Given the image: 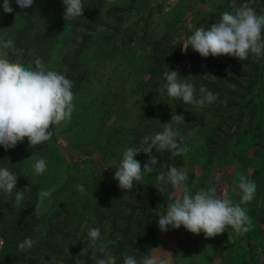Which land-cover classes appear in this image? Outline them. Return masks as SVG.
<instances>
[{
    "label": "rangeland",
    "instance_id": "obj_1",
    "mask_svg": "<svg viewBox=\"0 0 264 264\" xmlns=\"http://www.w3.org/2000/svg\"><path fill=\"white\" fill-rule=\"evenodd\" d=\"M102 1L106 9L119 8L125 11L115 13L114 17H104L102 24L94 31L76 29L73 32L74 25H68L63 30L59 44L51 52V58L55 59L65 53L67 46H70L69 50L77 49L76 60L90 72L80 93H74L75 111L71 121L54 128L52 138L34 149L29 147L25 138L15 149L3 151L0 156V167H8L17 176V169L26 173L25 179L18 176L16 189L10 196L0 192V224L7 219L4 214L7 200L15 198V191H22L27 186L30 191L25 195L38 194L40 190L55 187L52 197L45 202L47 211L28 218L39 237L49 233L53 225L55 231L59 229L62 232L66 224L57 221L66 216H72V222L69 223L75 229L77 217H82L81 214L88 218L91 216L93 206L87 208V202H96L99 207L107 208L109 196L118 194L113 168L119 163L123 151L130 146L131 131L137 126L142 109L153 107L154 95L156 100L167 95L161 88L165 82L164 76L156 79L159 84L154 86L155 80L147 74L151 62V44L163 38L157 44L158 49L178 45L183 50L186 34L193 30L195 21L213 11H229L226 8L233 2ZM238 1L241 0H236V3ZM260 1L257 0V3ZM2 4L3 0L0 2V39L8 40L19 27L21 14L27 9H20L15 0H11L14 12L5 14ZM129 37L133 40L130 41ZM57 63L59 61H55V65ZM165 64L172 70L175 63ZM248 99H252L255 106L245 110L238 139H230L224 150L211 155L206 146L208 143L204 140L207 131H200L204 126L202 124L185 140L184 145L189 151L182 155V160L183 168L192 177L188 180L192 193L201 188L215 189L217 194L227 193L239 202V196L231 191L234 181L241 174L254 181L257 185L254 199L242 205L251 217L252 229L247 233L235 234L229 228L211 239H205L203 233L193 235L183 227L161 232L158 227L161 211L158 205L166 208L167 203L157 204L153 212V248H161V253L164 250L173 254L172 264H264V77L260 90ZM15 156L21 165L15 162ZM39 158L47 161V171L35 176L32 165ZM77 185H83L85 191H77ZM175 195L173 189L170 196ZM76 200L78 202L74 203ZM28 201L30 205L20 202V216H25V212L36 213L33 206L38 200ZM56 212L58 217L55 220L51 216ZM81 221L79 231L89 224V219ZM69 241L66 239L61 242L67 245ZM21 253L16 250L18 256H23ZM7 261L11 262L10 259ZM0 264H3L2 259Z\"/></svg>",
    "mask_w": 264,
    "mask_h": 264
},
{
    "label": "clouds",
    "instance_id": "obj_2",
    "mask_svg": "<svg viewBox=\"0 0 264 264\" xmlns=\"http://www.w3.org/2000/svg\"><path fill=\"white\" fill-rule=\"evenodd\" d=\"M15 3L20 9H29L33 7L34 0H15ZM61 3L65 22L84 17L82 0H61ZM2 8L5 14L14 12L11 0H3ZM230 8L233 10L223 12L210 27L196 28L188 35L182 44L183 51L186 52L190 47L203 58L228 56L239 61L247 60L250 56L255 59L264 58V13L257 14L247 0L239 5L233 0ZM19 54L11 39H0V148L5 152L15 149L25 138L32 149L49 141L53 129L70 122L75 111L73 81L61 72L48 69L42 58L29 61L32 66L10 58ZM166 68L165 82L161 88L169 98L180 99L197 111L217 101L218 94L203 85L197 94L194 84L189 82L192 77L181 78L178 71L170 70L167 65ZM157 121L161 131L144 136L138 145L129 146L123 151L119 163L113 168V179L118 182V187L125 192L131 191L135 182L141 181L145 174H154L160 185L156 189L161 194L164 195L168 186L175 190L174 197H167L170 202L166 208L158 205L161 210L158 215L161 232L183 227L193 235L203 233L205 239L217 237L229 228L235 234L249 232L253 226L252 220L242 205L254 199L257 189L255 182L245 175L238 176L231 191L239 196V202L227 193L217 194L215 189L201 188L192 193L188 187L187 169L175 164H158L157 158L152 155L155 150L157 153L169 152L171 157H179L189 151L184 145L185 136L181 132V128L186 126L185 118L175 112L171 113L170 121L163 124ZM192 132L193 129L189 130V134ZM141 153L148 157L143 167L135 159ZM32 167L34 175L40 176L47 171V161L39 158ZM18 178L8 167H0V192L10 196L16 189ZM28 191L29 186L22 191H15V201L22 202ZM54 191L55 187L39 191L35 205L37 214L47 211L45 202ZM77 191L83 193L84 186L77 185ZM87 237L88 248L92 249L93 256L100 254L95 264H117L116 256L101 242L99 228H90ZM36 243L32 237H26L17 247L23 252L31 250ZM160 249L151 248L139 258L125 251L122 253V264H172L173 254L164 250L161 253ZM86 251L82 249L74 264H84L80 257Z\"/></svg>",
    "mask_w": 264,
    "mask_h": 264
},
{
    "label": "trees",
    "instance_id": "obj_3",
    "mask_svg": "<svg viewBox=\"0 0 264 264\" xmlns=\"http://www.w3.org/2000/svg\"><path fill=\"white\" fill-rule=\"evenodd\" d=\"M82 2L85 8L84 17L65 22L62 18L61 0H34L33 7L21 14L23 16L18 21L19 27L11 36L15 48L20 53L19 56H10L11 59H19L26 66H32L29 65V61L37 57L42 58L48 69L61 72L73 81L74 93H80L90 72L84 64L76 60L78 51L77 49L69 50L70 46H67L65 53H61L59 58H51V52L59 44L63 30L68 25H74L73 32L76 29L94 31L102 24L104 17H114L115 13L121 14L125 11L119 8L106 9L102 0H82ZM243 2L245 0L238 1L237 5ZM249 4L255 8L257 14L264 13V0L260 3L254 0ZM226 9L233 10L230 7ZM221 14L213 11L201 16L195 21L193 30L186 34V37L196 28L210 27L212 23L219 20ZM129 40L132 41L133 38L129 37ZM162 41L163 38L151 44V62L147 74L153 81L155 80L154 86L159 84L157 80L162 78L167 71L165 62L174 61L172 70L178 71L181 78L192 77L189 78V82L194 84L197 94L200 86L203 85L214 94H218V99L214 104L197 111L191 105L184 104L180 99H172L166 95L163 99L156 100L154 95L153 107H144L137 126L132 128L129 145L136 146L144 136L161 131L157 120L161 124L168 122L171 113L176 112L185 118L186 126L181 128L185 140L191 135L189 130H194L203 124L200 131H207L204 140L208 143L206 146L209 153L213 155L217 151L224 150L230 139L239 138V129L245 118V110L249 106H255V102L252 99L247 100V97L260 90L264 77V58L255 59L250 56L244 61L228 56L203 58L190 47L186 52L181 50L178 45H168L167 48L160 50L157 48V44ZM68 60H73V62H68ZM55 61H59V63L55 65ZM3 151V148H0V156ZM152 155L157 158L158 164H175L177 167H184L182 156L171 157L169 152L157 153L155 150ZM14 158L15 162L21 165L17 156ZM135 159L140 161L143 166L148 157L141 153ZM16 173L25 179L26 173H22L21 169H17ZM188 177V180H191L192 177ZM159 187L154 174H145L141 181L135 182L131 191L125 192L118 187V194L114 193L109 196L110 201L107 208L99 207L96 202H91V204L87 202V208L89 205L93 206L90 210L91 216L88 218L81 214L82 217H77L75 229H72L71 223H69L72 222V216H66L61 221H57L66 224V228H63L62 232L59 229L55 231L53 225L49 229L50 232L41 237L34 232L33 224H30L28 219L29 217L30 219L34 218L37 213L25 212L27 218L24 214L20 216V203H17L15 198L8 199L4 212L7 219L0 224V240L3 241L0 248V259L3 264L5 262H9L8 264L11 262L13 264H74L75 258L85 248L86 254L80 259L84 261V264H95V260L100 257V254L97 253L96 256H93L92 249L88 248L87 237L88 230L93 227L100 229L101 242L116 256L117 264H122V253L125 251L139 258L153 248V212L155 207L157 204L168 203L167 197L173 191L168 186L163 195L156 189ZM26 199L35 202L38 200V194H24L23 203L26 202ZM28 200L26 204L30 205ZM77 202V200L74 201V203ZM74 205L77 207V204ZM51 217L56 220L57 212ZM49 219L50 217H48ZM82 219H89V224L79 231ZM26 237H32L37 243L31 250L23 251L21 253L23 256H18L16 254V250L19 251L17 245ZM66 239L70 241L64 245L61 241ZM8 259L11 262L7 261Z\"/></svg>",
    "mask_w": 264,
    "mask_h": 264
}]
</instances>
